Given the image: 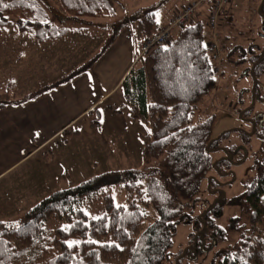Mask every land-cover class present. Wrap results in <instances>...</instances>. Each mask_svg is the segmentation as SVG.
Here are the masks:
<instances>
[{
	"label": "trees",
	"instance_id": "trees-1",
	"mask_svg": "<svg viewBox=\"0 0 264 264\" xmlns=\"http://www.w3.org/2000/svg\"><path fill=\"white\" fill-rule=\"evenodd\" d=\"M41 1L53 14L76 18L113 17L123 8L121 0H54L57 7L53 8L47 0ZM210 1L204 0L189 23L174 29L167 44H154L137 56L119 81L129 116L149 126L141 149L145 166L105 172L54 189L26 207L20 221H0V264H163L179 222L192 227L191 249L186 253L200 254L217 245L229 229L236 236L215 250L212 264H264V126L252 118V105H246L250 132L259 128L262 133L259 148L251 156L252 174L241 191L227 200L238 213L223 227L217 220L226 200L215 175L208 172H223L228 160L211 157L218 140L209 139L212 116L194 117L217 76L204 44ZM45 14L33 0H0L1 22L11 15L16 16L20 30H37L40 38L61 34L62 30L46 32L52 27L44 21ZM255 14L261 18L262 34L264 0ZM135 18L140 47L158 22L151 7L136 12ZM118 24L115 31L123 25ZM221 58L219 73L226 62L241 64V71L253 81L255 98L257 75L264 70V43H234ZM7 98L6 93L0 94V109ZM203 182V192L211 199L198 198ZM113 183L125 192L124 204H115L108 189ZM191 196L195 204L202 202L196 205L198 211L187 201ZM68 242L79 243L70 247Z\"/></svg>",
	"mask_w": 264,
	"mask_h": 264
},
{
	"label": "rangeland",
	"instance_id": "rangeland-1",
	"mask_svg": "<svg viewBox=\"0 0 264 264\" xmlns=\"http://www.w3.org/2000/svg\"><path fill=\"white\" fill-rule=\"evenodd\" d=\"M33 1L43 14L46 12L44 21L52 27L46 32L62 30V33L40 38L37 30H20L16 16L6 15V22L0 21V94L8 95L6 102L23 100L14 108L19 121L27 125L35 142L44 140L35 152L18 161L0 178V195L4 193L1 205L3 208L4 204L13 202L8 209L13 214L6 217L14 222L21 219L26 206L54 189L73 186L105 172L145 166L141 149L149 126L144 120L129 116L119 78L140 51L133 30L138 17L135 18L136 12L151 7L156 17L159 12L172 13L185 0H121L123 8L116 16L91 26L85 23L79 26L82 17L53 14L54 10L46 9L41 0ZM253 2L255 0H229L224 7L216 23L220 34L216 39L219 56L225 53L221 50L230 47H225L220 40L225 38L223 35L228 33V37H232L237 33L236 28L220 29L228 8L238 21L237 43L240 45L241 18L245 17L247 22L252 16ZM46 3L51 8L57 7L54 0ZM253 17L256 19V14ZM118 23L123 25L115 31ZM246 26L242 25V32ZM262 32L264 36V30ZM255 38L248 41L258 44ZM263 43L262 39L261 45ZM234 57L238 59V54ZM221 59L218 62L221 63ZM241 68V64L226 62L222 72L217 71L215 86L201 99L202 105L194 112V117L212 116L209 139H218L216 149L210 152L212 159L225 157L228 160L223 172L216 169L208 172L215 175L226 200L217 220L223 227L227 226L230 216L238 213L236 206L227 200L241 191L243 182L252 174L251 156L259 148L260 133H264L259 132V128L251 133L248 115H245L246 105H252V118L255 116L256 122L264 126V70L257 75V96L254 98L253 81ZM22 88L27 91H19ZM204 187L203 182L199 199L208 197L203 192ZM108 189L115 204L125 203V192L117 183L109 184ZM192 198L194 196L187 201ZM190 204L195 203L191 201ZM201 204V200L195 204L197 211ZM191 228L187 222L176 225L169 255L163 264H212L215 250L236 236L226 229L222 242L213 243L211 248L194 255L186 253L191 249Z\"/></svg>",
	"mask_w": 264,
	"mask_h": 264
},
{
	"label": "crops",
	"instance_id": "crops-1",
	"mask_svg": "<svg viewBox=\"0 0 264 264\" xmlns=\"http://www.w3.org/2000/svg\"><path fill=\"white\" fill-rule=\"evenodd\" d=\"M190 0H185L182 2L183 4L189 2ZM254 1V0H252ZM261 2V0H255V3L253 2L251 4L250 13H252L251 17L246 22L245 17L241 18V44L240 45H246L251 38H255V40L259 41L258 45H261L262 39L264 42V36L259 34V30L261 27V18L259 15L256 14V19H254L253 15L257 11L258 4ZM182 3L179 4L178 7L174 8L172 13H163L159 12L156 14V19L158 22V27L165 24L173 14H175L179 8L183 5ZM119 11V10H118ZM118 13V12H117ZM117 15V14H116ZM115 15V16H116ZM114 17V16H113ZM107 18L112 17H82L79 18V26L82 24H89L91 26L92 24L99 23L101 20H106ZM117 18V17H116ZM236 16L228 8V13L224 20L220 23V29L227 28V29H237V33L233 34L232 37L228 33L225 36L226 41H224L225 46L233 45L234 43H237V37L240 35L238 30V21L236 20ZM243 19V22H242ZM247 24L246 29L242 32L243 28L242 25ZM134 30V29H133ZM206 33L208 32L207 26L205 27ZM219 34V33H218ZM220 35V34H219ZM221 38V37H220ZM206 39V38H205ZM231 41V44H226L227 42ZM225 52V50H221V53ZM138 56V52L136 55L130 60L126 68L123 70L119 81L123 77V75L126 73V71L132 66V64L135 62L136 58ZM19 91H27L25 88L20 89ZM13 95V94H12ZM22 95V94H21ZM25 95V94H23ZM23 96L19 97L20 99ZM18 98V99H19ZM30 98V97H29ZM25 99H28V97H25ZM24 99V100H25ZM23 100H18V102H7L3 108L0 109V178L2 177V174H4L5 171H7L9 168H11L13 165H15L18 161H22L27 155L32 154L35 152V149L44 141H41L39 143L35 142L32 134L29 133L27 129V125L22 124L19 121V118L17 117L16 112L14 111V108ZM11 110L9 111V109ZM60 128V127H59ZM58 129L55 130L57 132ZM4 197L3 195H0V221H11L10 217H6L8 215H11L10 211H8L9 207L13 205V202L9 201L8 204H4V207L2 208L1 200ZM22 197V196H21ZM29 205V204H27ZM28 207V206H26ZM7 213V214H5ZM5 215V216H4ZM6 217V218H4Z\"/></svg>",
	"mask_w": 264,
	"mask_h": 264
},
{
	"label": "built area",
	"instance_id": "built-area-1",
	"mask_svg": "<svg viewBox=\"0 0 264 264\" xmlns=\"http://www.w3.org/2000/svg\"><path fill=\"white\" fill-rule=\"evenodd\" d=\"M204 0H191L183 4L180 9L173 14L168 22L159 29L150 34L149 36L142 39L141 51L147 49L149 46L154 44L165 45L172 39V31L175 28H182L191 20L192 16L203 3ZM229 0H211L210 10L208 11L207 25L209 27V40L206 46L209 51L210 59L216 63L219 61V47L216 42L217 31L216 23L223 13L224 7L227 5Z\"/></svg>",
	"mask_w": 264,
	"mask_h": 264
},
{
	"label": "snow or ice",
	"instance_id": "snow-or-ice-1",
	"mask_svg": "<svg viewBox=\"0 0 264 264\" xmlns=\"http://www.w3.org/2000/svg\"><path fill=\"white\" fill-rule=\"evenodd\" d=\"M5 7H7V5H5ZM157 22H159V21H157ZM93 219H98V218L94 217ZM68 243H69V246L71 247L73 244H78L79 242H68ZM91 243H98V242L97 241H91ZM116 247H119V245H116Z\"/></svg>",
	"mask_w": 264,
	"mask_h": 264
}]
</instances>
